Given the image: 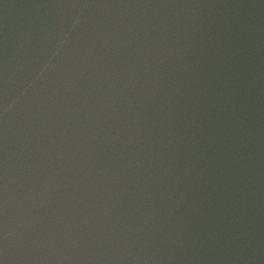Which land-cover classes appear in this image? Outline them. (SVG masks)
<instances>
[{
    "label": "water",
    "instance_id": "obj_1",
    "mask_svg": "<svg viewBox=\"0 0 264 264\" xmlns=\"http://www.w3.org/2000/svg\"><path fill=\"white\" fill-rule=\"evenodd\" d=\"M39 2L40 0H35ZM78 2L79 0H74ZM105 2V0H100ZM195 1V0H194ZM113 4L117 2V6H121L124 2L125 6H121L122 9H131L133 5L138 7L146 6L144 0H112ZM128 2V4H126ZM135 2V4H133ZM145 3V5H144ZM209 4V6H207ZM109 5V4H108ZM107 5V6H108ZM106 6V7H107ZM203 6V8H201ZM213 6V8H211ZM227 6L229 8H227ZM44 9L47 8L43 5ZM62 6L53 5L52 15L60 16L66 22L76 23L83 30L79 37L84 39L85 37H91L95 31L96 23L93 22L92 12L82 17H78L77 14L71 10V8H61ZM201 8V10H199ZM225 8V10H223ZM209 10L210 14L206 15L202 10ZM60 12L57 15V12ZM225 16H223V14ZM229 22L231 26V33L227 35L225 41L227 47L219 42L216 45L211 44L207 47H202L201 58L203 65L196 66L192 71L195 78V87L200 88V92H196L193 97L194 104H197L196 97L200 93H208L212 97L211 105L207 106V109H211L213 116L222 125V128L210 130L213 126L208 119L206 124H201L200 141L203 142V158L208 160V166L210 168L215 167L217 160L220 158V154L225 152L228 156L223 159H227L228 164L233 165L235 168L241 171L247 168L251 169L250 175L255 174L259 176L257 178L262 184H264V0H223L221 4H214V0H197L195 12L191 13V18L186 17V12L181 13L175 9L168 11L166 20L167 25L176 24L177 21L188 20L195 22H201V19L211 18L217 16ZM51 15V16H52ZM89 16V17H87ZM171 16V18H169ZM179 17V18H178ZM51 17H44L38 13H31L30 22L37 27L39 24L47 25L51 20ZM251 24V26H249ZM255 26V28H253ZM119 30L122 27L116 25ZM50 34L49 38H44L38 31L34 35V41L40 45H44L47 51H53L55 43L52 39L63 42L64 45H68L71 48V53L78 55L83 64H87L93 56L92 45L87 44L82 47H75V44L70 42L68 37L64 38V31L67 34V28L64 27L60 19H55V24L49 25ZM173 28V27H171ZM170 28V29H171ZM235 28V30H233ZM180 30L181 27L173 28ZM259 30V32H257ZM6 30L0 27V42H6ZM124 32V31H123ZM14 38V34L11 33ZM73 36V34H72ZM74 37V36H73ZM261 38V40H259ZM115 37H112V40ZM115 41H122L117 39ZM263 42V44H261ZM101 45H105L104 38L100 40ZM121 44V46H119ZM133 48V44H130ZM144 52L139 49L138 52L127 51L125 43L118 42L116 48L113 47L109 57L104 53L103 59L110 63L113 68L121 64H125L123 67H129L136 70L139 74L145 78H152L157 72L164 70L159 65V49L156 46L151 47L148 43H143ZM223 46V50H221ZM233 46V50H231ZM130 48V49H131ZM116 50V52H115ZM219 50V52H217ZM148 51L155 53L153 61L145 59L144 55ZM229 52V54H227ZM243 52V54H241ZM251 52V54H249ZM227 54V56H225ZM161 55V54H160ZM253 56V58H251ZM163 57V56H162ZM237 58V60H235ZM243 58V60H242ZM137 60L134 65L131 62ZM157 60V62H155ZM55 58L53 62H57ZM97 61V59H96ZM210 61V62H209ZM145 62V64H143ZM221 63V64H219ZM247 64V66H245ZM237 68V72H235ZM221 70V72H219ZM253 70V72H251ZM122 73V71H121ZM87 76L92 77L93 73H85ZM223 76V78H221ZM259 76V78H257ZM101 77V74H98ZM10 78V76H9ZM7 78L6 81L0 79V154L2 160L0 161V190L4 191L2 195L7 196L10 200L16 201L13 205L11 202H4L3 206H0V222L9 221L8 224H0V264H102L105 262L104 252L111 247L110 233L105 228L112 226L116 231L122 235L123 241L127 242V250L135 248V254L141 256L142 262L147 264H164L168 261V264H173L171 259L182 256L181 252H184L183 244H179L176 238L173 236L177 233L178 229L183 232L186 230V220L199 222L202 220L207 222V227L215 228L213 220H217L216 224H221L222 228H234L245 231L247 227L250 228V233L253 238L264 237V228L259 223V217H264V210L255 209L254 206H241V204L232 203L225 194L218 193L214 189V179L212 175L209 176V184L204 183L206 178L205 174L207 169H204L201 173L195 171V177H191L188 180L186 177H179L171 179V177L165 178L166 174L158 173L157 176L151 177V175L142 174V177H134V174L129 173L123 175L117 174L113 180L105 176H98L92 172L80 174L76 177V172L72 176V169H64L63 172H59V168L55 173H50L45 176L44 172H40L39 169H33V158L31 154L17 152L13 143L16 145H26L32 148L39 147L43 143L44 139L49 137L46 134L61 135L67 132L64 127H44L42 123L41 127L43 132L33 126L22 127L21 118L17 122H13L15 119L14 105H20L19 102L12 101V94L16 91V87L12 84L11 80ZM97 78V76H95ZM136 77L131 79L134 82ZM233 78V80H231ZM152 80V79H151ZM203 80V82H201ZM247 80V82H245ZM261 80V82H259ZM149 81V79L147 80ZM109 82H111L109 80ZM233 82H235L233 84ZM113 84H118L116 80H113ZM111 84V85H113ZM221 84V86H217ZM249 84V86H247ZM137 83L127 84L121 86L122 94L130 96L132 91L137 89ZM111 87V86H109ZM209 90V92H207ZM80 95H78L79 97ZM143 95L140 102L141 110H137L138 121L144 122L150 127L156 129L155 122H158L155 114V109L149 103V97L145 98ZM186 96V95H185ZM145 98V100H143ZM38 95L35 96V101L41 107H43L42 101H40ZM84 102V98H79ZM203 100L210 102L208 98ZM215 100V102H213ZM219 100V102H217ZM153 112L151 118V112ZM255 110V112H253ZM223 112L228 115L223 114ZM230 113V114H229ZM237 114V116H235ZM253 114V116H251ZM120 116V115H119ZM119 116L115 118L119 120ZM21 117H25L21 115ZM91 118V116L87 117ZM112 118V117H110ZM109 118V119H110ZM114 118V117H113ZM103 119V118H102ZM123 119V118H122ZM121 119V120H122ZM108 120V119H107ZM135 120V119H133ZM37 120H35L36 122ZM132 123V124H131ZM15 124L18 128H14ZM134 122H128L123 120L121 124L116 123L108 130L98 131L96 128H86L82 135H78V142H75L72 152L84 159V154L88 157H92L95 160H103L109 153H117L118 148H121L129 154H125L126 158L131 162L147 163L145 166L153 170L152 166L148 163H152L154 157L147 153L145 149L149 151L147 142L143 148L139 150V144L136 142L132 145L129 144L123 135H137ZM227 124V126H225ZM245 124V126H241ZM130 125L131 131L129 134L124 132V126ZM9 126V128H7ZM197 125L196 127H198ZM209 126V128H207ZM70 129V127H69ZM68 129V130H69ZM229 129V130H227ZM210 130V131H209ZM233 130L235 132H233ZM188 131H193L191 128H186L182 133L186 134ZM205 131V133H202ZM25 132V134H23ZM39 134V136H37ZM37 136V140H33ZM107 136V138H105ZM211 136V138H209ZM208 139V140H207ZM225 140V144L216 143L217 141ZM41 140V142H39ZM81 140V142H79ZM125 144L123 146L122 143ZM216 140V142L212 141ZM173 141V140H172ZM171 141V142H172ZM57 143L65 142L68 140L61 138V141ZM105 142V146H103ZM153 141L149 142L152 143ZM4 144V145H3ZM67 143L66 149L68 150ZM156 146V144H154ZM221 146V148H219ZM61 145L59 146V148ZM151 147V145H149ZM5 148V150H3ZM77 148L79 150H77ZM117 148V150H115ZM127 148V150H125ZM145 148V149H144ZM77 150V151H76ZM6 153V154H3ZM101 152L104 153L101 154ZM136 152V154H135ZM150 152V151H149ZM3 154V155H2ZM20 155L21 164L20 169L15 168L13 157ZM95 154V156H93ZM101 154V156H99ZM263 154V156H261ZM103 155V156H102ZM225 155V154H224ZM239 160V162H237ZM52 161V160H51ZM5 162V164H3ZM55 162V161H54ZM233 162V164H231ZM9 163V165H8ZM88 162L83 160V166H86ZM30 164V165H29ZM240 164V165H238ZM57 166V164H53ZM9 166V168H7ZM82 166V167H83ZM16 170V171H14ZM217 170V167L215 168ZM15 172V174H13ZM214 172V171H213ZM216 173V171H215ZM59 176V178H57ZM121 176V178H119ZM129 176V178H127ZM97 178V180H93ZM101 178V180H99ZM47 180V181H46ZM126 180V181H125ZM147 180V182H145ZM253 181V180H252ZM63 182V184H61ZM123 182V183H121ZM203 182V184H201ZM15 184V186H13ZM253 184L261 193H264V186L258 187L253 181ZM107 186L111 189V192L103 186ZM85 186L91 188L90 191L86 190ZM175 189H177L175 191ZM185 192L180 196L179 190ZM117 191V192H113ZM131 194H129V192ZM141 190V192H140ZM165 190V192H163ZM173 191L175 196H173ZM123 192L126 195L134 196L142 202L144 208L139 209V214L132 213L127 207L129 203H125L124 199L120 195ZM33 193V194H31ZM186 193H189L190 200L185 199ZM85 194V195H83ZM117 194V195H115ZM137 194V196H135ZM155 194V196H153ZM29 196H32V201L27 200ZM61 196V198L59 197ZM147 196V198H145ZM261 196V194H260ZM117 197V198H116ZM217 198V200H216ZM221 198V200H219ZM65 199L66 203L63 202ZM93 200V203L91 202ZM115 200V202H113ZM229 200V202H227ZM97 202V204H95ZM111 202V204H109ZM225 202V204H223ZM167 204V206H165ZM193 204V206H191ZM219 204V206H217ZM223 204V206H221ZM19 205V210H16V206ZM23 206V208H21ZM105 208V210H103ZM223 208L227 210L228 217L221 216L223 214ZM4 210V211H3ZM111 210V212H109ZM123 210V212H121ZM181 210V212H179ZM97 212V214H95ZM109 212V214H107ZM121 212V214H119ZM245 212V214H243ZM253 212V214H251ZM167 213V214H165ZM17 214V216H15ZM57 214V216H55ZM107 214V216H105ZM173 214V216H171ZM206 216H213L212 220L204 219ZM75 215L77 220H75ZM123 218H121V216ZM221 216V218H217ZM249 216V218H247ZM96 219V220H95ZM29 220V222H27ZM33 220V222H31ZM41 220V222H39ZM185 220V222H183ZM123 221V222H122ZM181 221V222H180ZM95 222V224H93ZM117 222V224H115ZM133 222L135 224H133ZM103 224V226H101ZM227 224V226H225ZM49 225V226H47ZM93 228V230H91ZM133 228V230H131ZM58 229H64L66 233V239L56 236ZM81 230V232H79ZM41 236H39V234ZM45 232L47 234H45ZM263 233V234H262ZM73 234V236H71ZM81 234V236H80ZM148 234V236H145ZM14 238V240H13ZM42 238L53 239L54 242L62 241L58 246L59 250H50L44 255V251L47 247L40 249L39 245H46ZM195 240V238H193ZM49 240L48 242H51ZM21 242V244H19ZM161 242H163L161 244ZM71 243L72 247H68ZM29 244V246H27ZM91 244V246H89ZM105 248H103V246ZM13 246H15L13 248ZM80 246V248H79ZM196 247V245H195ZM159 248V250H157ZM177 248V250H173ZM63 250V252H61ZM103 250V252H101ZM53 252V254H49ZM61 252V254H59ZM67 252H69L67 254ZM155 252V254H151ZM165 252H167L165 254ZM183 253V254H184ZM57 254V256H55ZM149 254V256H147ZM173 256V258H168ZM50 258V260H49ZM186 259L184 264H200V262L192 261V254L186 253ZM27 260V262H25ZM45 260V262H43ZM137 261V260H136ZM61 262V263H60ZM104 264H112L111 260H107Z\"/></svg>",
    "mask_w": 264,
    "mask_h": 264
}]
</instances>
